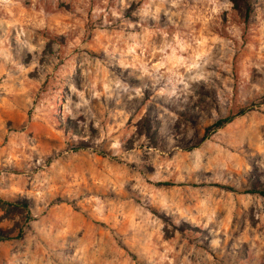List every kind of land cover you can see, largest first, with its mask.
Returning a JSON list of instances; mask_svg holds the SVG:
<instances>
[{"label": "rangeland", "instance_id": "obj_1", "mask_svg": "<svg viewBox=\"0 0 264 264\" xmlns=\"http://www.w3.org/2000/svg\"><path fill=\"white\" fill-rule=\"evenodd\" d=\"M232 1L0 0V264H264V0Z\"/></svg>", "mask_w": 264, "mask_h": 264}, {"label": "trees", "instance_id": "obj_2", "mask_svg": "<svg viewBox=\"0 0 264 264\" xmlns=\"http://www.w3.org/2000/svg\"><path fill=\"white\" fill-rule=\"evenodd\" d=\"M243 114H244V110H240L236 114L229 115V116H227L225 118L219 119L214 124H212L210 127H208L206 129V132H208V131L215 132L216 130H218V129L224 127L225 125H227L228 123L232 122L236 117L241 116ZM250 193H257L259 195L264 196V187H260L259 189L254 190V191L252 190V191H250ZM20 236H21V232H19L17 234V237H20ZM9 239H11V238L8 235H6V234H4V233H2L0 231V241H6V240H9Z\"/></svg>", "mask_w": 264, "mask_h": 264}]
</instances>
